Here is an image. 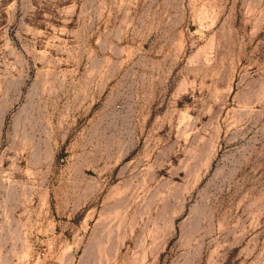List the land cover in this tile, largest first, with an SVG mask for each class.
I'll use <instances>...</instances> for the list:
<instances>
[{
	"label": "rangeland",
	"instance_id": "374dc122",
	"mask_svg": "<svg viewBox=\"0 0 264 264\" xmlns=\"http://www.w3.org/2000/svg\"><path fill=\"white\" fill-rule=\"evenodd\" d=\"M0 264H264V0H0Z\"/></svg>",
	"mask_w": 264,
	"mask_h": 264
}]
</instances>
